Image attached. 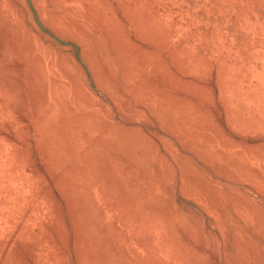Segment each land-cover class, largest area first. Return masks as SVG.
<instances>
[{
    "label": "rangeland",
    "instance_id": "374dc122",
    "mask_svg": "<svg viewBox=\"0 0 264 264\" xmlns=\"http://www.w3.org/2000/svg\"><path fill=\"white\" fill-rule=\"evenodd\" d=\"M0 264H264V0H0Z\"/></svg>",
    "mask_w": 264,
    "mask_h": 264
}]
</instances>
